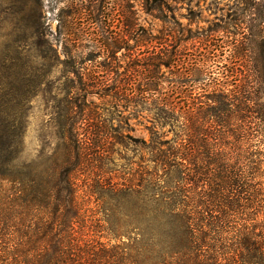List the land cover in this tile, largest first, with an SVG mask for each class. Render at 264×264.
Returning <instances> with one entry per match:
<instances>
[{
	"label": "trees",
	"instance_id": "1",
	"mask_svg": "<svg viewBox=\"0 0 264 264\" xmlns=\"http://www.w3.org/2000/svg\"><path fill=\"white\" fill-rule=\"evenodd\" d=\"M158 1L145 0L146 9L160 11ZM241 4L252 13L264 9V0ZM125 26L134 30L130 22ZM122 32L109 37L102 53L131 50ZM159 53L140 65L146 77L140 95L136 75L126 70L105 82L79 78L69 102L71 116L75 104L112 83L111 97L141 101L150 115L144 178L111 185L115 204L103 219L74 183L78 144L66 146L60 160H20L22 124L8 121L14 112L4 107L0 264H264V72L243 78L226 71L210 80L201 57L179 75L178 54ZM240 56L234 48L235 60ZM163 68L178 78L169 82H201V92L162 89Z\"/></svg>",
	"mask_w": 264,
	"mask_h": 264
},
{
	"label": "rangeland",
	"instance_id": "2",
	"mask_svg": "<svg viewBox=\"0 0 264 264\" xmlns=\"http://www.w3.org/2000/svg\"><path fill=\"white\" fill-rule=\"evenodd\" d=\"M241 1L160 0V11H148L145 0H0V126L7 105L14 112L7 120L21 122L23 128L19 159L60 160L67 155L66 146L77 143L78 192L96 219L110 215L106 211L115 203L109 187L133 186L144 178L150 115L141 101L111 97L108 83L94 89L82 105L75 104L70 116L78 79L105 82L127 70L136 75L132 82L140 95L146 78L140 65L152 51L160 57L176 52L179 75L202 57L201 69L210 80L226 71L259 76L264 72V9L248 12ZM129 22L134 30L125 26ZM120 30L131 50L115 57L102 53L100 47ZM150 37L159 44L150 43ZM161 73L162 89L201 92V82L174 85L169 82L178 79L173 69Z\"/></svg>",
	"mask_w": 264,
	"mask_h": 264
}]
</instances>
